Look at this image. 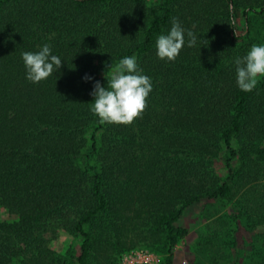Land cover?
Here are the masks:
<instances>
[{"label": "trees", "instance_id": "16d2710c", "mask_svg": "<svg viewBox=\"0 0 264 264\" xmlns=\"http://www.w3.org/2000/svg\"><path fill=\"white\" fill-rule=\"evenodd\" d=\"M254 13L264 0H0V206L14 217L0 222V264H68L48 248L61 229L84 237L86 264L85 226L105 215L114 234L126 207L163 226L171 252L189 233L176 225L185 209L229 193L214 169L222 150L234 178L235 159L248 167L237 184L253 176L264 163V83L241 91L234 61L248 53L238 18ZM173 17L197 43L185 34L176 59L162 60L155 41ZM46 43L62 66L32 83L21 53ZM125 56L151 78L147 107L130 125L101 123L91 93Z\"/></svg>", "mask_w": 264, "mask_h": 264}, {"label": "rangeland", "instance_id": "374dc122", "mask_svg": "<svg viewBox=\"0 0 264 264\" xmlns=\"http://www.w3.org/2000/svg\"><path fill=\"white\" fill-rule=\"evenodd\" d=\"M145 1L158 6L163 0ZM249 19L250 24L244 17L238 18L239 42L248 51L253 44H264V13H254ZM261 83L264 77L258 78V84ZM94 157L88 163L92 172L98 166ZM227 157L222 150L215 158L214 169L218 176L228 178L229 193L217 199H204L185 209L176 225L186 227L189 233L171 252L165 228L155 221L144 225L142 217H135L138 209L126 207L127 212H121L123 219L117 222L114 234L108 230L105 215L85 226L92 235L86 264H253L264 257V222L257 218L264 212V163L253 166L258 167L257 172L237 184V175L248 167L243 165V160L235 159L232 167L238 172L234 178L226 164ZM13 219L0 206V222ZM83 242L80 234L61 229L48 239V248L64 256L68 264H79Z\"/></svg>", "mask_w": 264, "mask_h": 264}, {"label": "clouds", "instance_id": "9594fccd", "mask_svg": "<svg viewBox=\"0 0 264 264\" xmlns=\"http://www.w3.org/2000/svg\"><path fill=\"white\" fill-rule=\"evenodd\" d=\"M167 34L156 38V54L162 60L174 61L185 45L197 43V37L191 30L182 27L178 18L173 17ZM208 40L201 42L207 45ZM21 57L26 69V79L39 83L47 79L62 66L59 56L52 54L49 44H44L38 51H23ZM236 83L241 91L251 92L257 86L258 78L264 77V44H253L248 53L237 57ZM106 75L107 86L95 82L91 95L94 97L90 110L101 123L130 125L140 117L147 107V97L152 90L151 78L143 74L135 56H125L115 65H111ZM85 79L91 77L85 76Z\"/></svg>", "mask_w": 264, "mask_h": 264}, {"label": "built area", "instance_id": "2783aa9c", "mask_svg": "<svg viewBox=\"0 0 264 264\" xmlns=\"http://www.w3.org/2000/svg\"><path fill=\"white\" fill-rule=\"evenodd\" d=\"M138 262H140V260H138Z\"/></svg>", "mask_w": 264, "mask_h": 264}]
</instances>
